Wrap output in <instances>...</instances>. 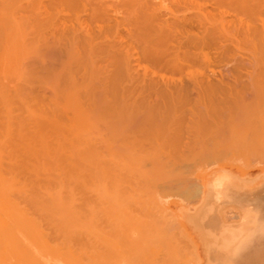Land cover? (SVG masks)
<instances>
[{"label": "rangeland", "instance_id": "1", "mask_svg": "<svg viewBox=\"0 0 264 264\" xmlns=\"http://www.w3.org/2000/svg\"><path fill=\"white\" fill-rule=\"evenodd\" d=\"M143 1L118 4L115 49L90 65L83 59L89 68L41 50L7 57L14 66L1 70L13 82L0 87V264H203L215 195L264 185V152H212L222 138L264 137V1L249 22L239 0H192L210 13L181 22L172 12L189 0H148L159 16L146 23ZM206 29L210 41L186 50L184 35ZM206 74L215 89L192 84ZM222 202V222H237ZM253 238L243 244L248 255L232 241L240 264L264 260L263 231Z\"/></svg>", "mask_w": 264, "mask_h": 264}, {"label": "bare ground", "instance_id": "2", "mask_svg": "<svg viewBox=\"0 0 264 264\" xmlns=\"http://www.w3.org/2000/svg\"><path fill=\"white\" fill-rule=\"evenodd\" d=\"M131 1L132 0H0V87H2L4 85V83H5V85H7L11 81L13 82V80L7 81L8 77H5L6 75L2 74L1 70L3 69V73H4L6 70L5 67L8 69H9V67H11L9 65L12 63L6 64V60H8L7 57L17 53L19 50H23V52H24V50L26 52L28 51L27 54L33 53L32 50H36V53H37V51L41 50V51H48L49 53H53L56 56L57 55H60L61 57L64 56L70 60V62H69L70 66L77 67V69L80 67H83L84 69L87 68L88 67L87 60H88V64H89L90 63L89 58H92V57L97 56V55H98L97 57H101L99 54H102V52L103 53L105 52L106 53L105 55H107V56L112 55V53L115 49L114 48V46H115V44H114L115 40L114 39L117 35L116 24H117L118 18L116 15V8H117L118 4L119 5L122 4L123 6H127ZM233 1H237V0H233ZM263 1L262 0H239V2L243 3L242 5H245L243 7H244V9L246 8L245 13H246V15L248 14L247 16H249V18H247V17L246 18L248 20H250L249 22H251L253 20V18L254 19L256 18L257 15L255 14V12L259 11V5L262 4ZM148 2H149L148 0L143 1L142 6L140 7L141 9L139 10V13H138L139 17L142 20L144 19V21H143L144 23H146V21H148V19L152 20L153 18H156L155 16H159L153 9L154 5L151 6V4H149ZM237 2H235L234 4H236ZM237 4H240V3H237ZM234 7H236V6H234ZM260 7H262V5ZM200 8L196 7L192 0H189L188 3L186 5H184V7L182 8V9H184V10H182V13L179 14V13L174 12V10H173L171 16H172L173 20L176 19V20L182 22V21L192 20L194 18H200L201 16H204V15L206 16L208 13H210V11H208L209 10L208 8H204V7L201 9ZM156 9H158V8H156ZM170 9H173V8H170ZM195 9L198 11H196ZM177 10H181V9H177ZM162 12L163 11H161V13ZM177 12H179V11H177ZM186 12L189 13V15L188 14L186 15ZM241 12H243V11H241ZM257 13H260V12H257ZM169 16H170V14H169ZM259 16H260V14H259ZM141 19L139 21H142ZM166 23H168V22H166ZM179 24H180V22H179ZM250 25H251V23H249V25L247 24V26H249L248 29L253 27V25L252 26H250ZM253 28L255 31H257V27H253ZM251 30L252 29H250L249 32H251ZM254 30H252V35L256 34V32ZM206 31H209V30L206 29ZM206 31L204 32L205 34L202 35L203 39H200L202 37L198 36V38H199L198 39L196 36H189L185 33L186 35H184V37H183L185 44L184 43L183 44H184L186 50H188L191 47H194L196 45V43L200 40H202V42L204 39L210 41L211 32L210 31L206 32ZM246 31H247V29H246ZM253 31L255 33H253ZM258 31L260 33L262 30L261 31L258 30ZM258 34H256V35H258ZM260 35H262V34L260 33ZM261 38H263V37H261ZM180 40H181V38H180ZM147 41L148 42H146V40H145V42L148 43V46L149 45L152 46L156 42V39L155 38H149ZM260 46H261V43H260ZM263 50L260 49V51H263ZM29 51H31V52H29ZM13 57L16 58V56H13ZM35 57H37V56H35ZM85 58H87L86 61L83 60ZM91 60H93V59H91ZM19 62L20 61H18L17 63H19ZM20 65H22V64H20ZM30 65L31 64H29V67L32 68V65L31 66ZM21 68L22 67H20V69ZM8 69H7V71H8ZM12 70H13V67H12ZM17 70H18V67H17ZM10 72H12V71H10ZM9 78H12V77H9ZM12 79H14V78H12ZM211 79H212V77H210V75H208V74H206L203 77H200L199 79L197 77L190 78V80H192L191 81L192 84H194V85L197 84L198 86L200 84V87L203 86V89H207V90L215 89L217 86L215 83H213L211 81ZM191 82H190V84H191ZM190 84H187V85L189 86ZM181 85H183V83H181ZM176 86H177V84H176ZM183 86H185V88H186V85H183ZM167 87H168V89H170L169 88L170 86H167ZM224 137H228V136H224ZM231 137L229 136L228 137L229 139H227V141H224V143H222L224 140L222 138L221 139L222 142L219 143L222 145L218 146L219 148L214 147V150L212 149L213 151L211 150L212 152H215L214 153L215 156L217 153V156L220 157V155H221L220 153L225 152L226 149L231 151L232 153H238V155H239V153L245 154L248 152L254 153V155H255V153L264 152V137H258V136H254V135L251 137H249V135L247 137V135H246V137H244V138H242V137L231 138ZM248 138H250V139H248ZM210 140L212 141V139H210ZM208 141H206V142L208 143ZM204 142L205 141L203 140L202 143L205 144L206 142L205 143ZM198 147L203 148V145L198 146ZM205 147H207V146H205ZM199 148L197 151H199ZM202 150L200 149V151H202ZM205 150L206 149H204L203 151H205ZM208 151H209V148H208ZM176 152L178 153V151H176ZM218 152H219V154H218ZM167 153H168V151H167ZM198 153L199 152H197L196 155H198ZM201 153H203V152H201ZM226 153H227V151H226ZM158 155H160V154H158ZM161 155H162V153H161ZM224 155H225V153H224ZM150 157H151V155H150ZM255 157H257V155ZM179 165H181V164H179ZM212 177L215 178V175H213ZM211 178L208 179V182H211ZM183 181H185V180H183ZM232 182L234 184H241V185H245V186L251 185L248 183H240L238 181H232ZM206 184H207V180H206V183L203 185L204 188H205ZM204 188H203V190H204ZM244 188H246V187H244ZM263 190H264V185L261 187L257 186V187L248 188V189L246 188L244 190H236V191L234 190V191H228V192L226 191L224 193L222 192V193H218L215 195L216 197L214 198V200H216V201L213 200L214 202L213 203L211 202L210 207L207 210V213L210 212V210H211V212L207 216L208 217L207 219H208V222L210 225V226L209 225L208 226L210 228H208V231H207V232H209L208 233L209 238H208V241H207V244L205 247L208 249L209 254L207 255L206 262H204L203 264H237L238 263L237 261L240 260V258H238V260L234 259L235 255L237 256V254L234 251V246L232 245V241H233L234 245H235V242L237 241L236 244L240 243L239 245L243 246V244H244V246H246L247 243L250 244L252 241H254L253 240V239H255V238H253L254 233H255V235H256V232L263 231V233H264V224L259 222L260 218L263 215L262 213L264 212V197H263V195L261 196V193ZM205 191H207V190L205 189L204 192ZM222 201L229 202L230 205H233L232 208L236 209L237 213H239V215L236 214V217L239 218L237 222H235V223H232V222L223 223L222 222L220 217H222L223 219H226V218H224L225 213L223 212L221 214V216L219 217V213L217 211V209H219V207H221L220 203H222V205H225L224 202H222ZM203 202H205V201L203 200ZM218 202H219L220 206L218 205ZM216 207H218V208H216ZM253 212H258L259 217L255 216L254 218H251V214ZM260 214H262L261 217H260ZM257 217H258V220H257ZM227 219H229V217H227ZM251 219H252V221H251ZM236 227H238V228H236ZM232 229H234V231L238 230V232L241 231V234L239 232L240 235L238 234V232L236 235L237 237L239 235L240 239L243 238V240L241 242H240L239 238H235L236 239V241H235V239H234L235 234L234 233L236 231L234 232V231H232ZM231 231H232L233 235H232ZM242 233H244V234H242ZM256 240H257V238H256ZM245 242H247V243H245ZM262 244H264V243H262ZM254 245H255V243H254ZM232 246H233V249H232ZM241 246L238 247V244H237V246H235L238 255H241L243 253H245V254L247 253L246 255H248V252H243L244 246L243 247H241ZM240 248H242V249H240ZM249 249L251 250L250 247H249ZM249 249L247 248V251H250ZM240 250L242 251V253ZM254 250L256 251L257 249H254ZM259 250L260 249L258 247L257 251H259ZM238 251L241 254H239ZM251 251H252V253L256 254V252H253V250H251ZM261 252L263 253V255L261 254V256H260V258L262 259V256L264 257V249ZM249 254H250V252H249ZM256 256H257V254H256ZM239 257H241V256H239ZM251 257H253V258H251ZM251 257H250L251 259L257 260L255 258V255H252ZM245 258H247V257H245ZM258 258H259V255H258ZM241 260H243V259H241ZM241 260L238 264L241 263ZM246 261L247 260H245V262ZM242 262H244V261H242ZM245 262H244V264H246ZM253 262L254 261H252V263ZM259 262L260 263L263 262V264H264V260L259 261ZM259 262L256 261L257 264ZM252 263L250 262V264H252ZM247 264H249V263H247ZM253 264H255V263H253Z\"/></svg>", "mask_w": 264, "mask_h": 264}]
</instances>
